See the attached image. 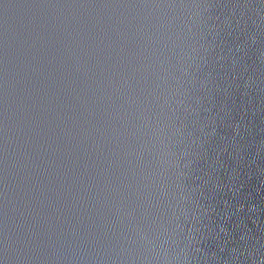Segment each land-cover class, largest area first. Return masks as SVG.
Returning a JSON list of instances; mask_svg holds the SVG:
<instances>
[{"label": "water", "instance_id": "95a60500", "mask_svg": "<svg viewBox=\"0 0 264 264\" xmlns=\"http://www.w3.org/2000/svg\"><path fill=\"white\" fill-rule=\"evenodd\" d=\"M264 16V0H239Z\"/></svg>", "mask_w": 264, "mask_h": 264}]
</instances>
